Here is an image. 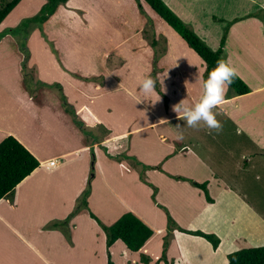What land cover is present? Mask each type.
Here are the masks:
<instances>
[{
  "label": "crops",
  "instance_id": "1",
  "mask_svg": "<svg viewBox=\"0 0 264 264\" xmlns=\"http://www.w3.org/2000/svg\"><path fill=\"white\" fill-rule=\"evenodd\" d=\"M36 1L37 4L34 9L38 11L46 0L42 1V4L41 0ZM143 1L141 0V7L145 14L153 20V25L136 9L130 18L123 17L119 20H111L109 30L106 33L108 41L105 45L106 53L104 54V57L109 58L110 61L103 59L101 63L98 62L97 66L90 65L89 68H80L76 64L78 59L66 58L64 38H62L66 36V33L63 25H60L58 31L53 28V26L60 24V21L52 19L61 10L72 21H76L79 26L82 23L85 26L89 22L87 7L77 0H67L64 4H60L56 11L43 23L44 33L56 49L57 56L52 52L41 31L35 27L32 28L33 33L28 40V47L31 50L28 48L30 54L26 66L27 74H31L33 79L31 75H29L30 80L23 76L20 65L23 60L22 52L14 47L12 49L0 45V141L11 134L20 140L39 160L38 167L0 199V264H15L16 261L25 262L32 257L34 259L30 261L33 264H69L70 258L74 261V257L79 256L80 247L86 246L87 242L93 238L95 241L97 237L101 244L99 253L105 254L106 251L107 254L115 243L108 250L105 249V233L97 222L89 216L88 211L100 217V221L105 224L106 220L101 216L104 217V214L111 213L113 206L112 201L107 200L106 194L116 195L112 192L115 188L112 186L113 181L129 180V186L136 184L140 186L142 177H157V175L163 177L162 173L178 181H184L181 185L184 184L185 187L191 188V190L188 189L189 191L196 193L197 191L202 192V190L193 186L188 180L175 177H186L198 182H202L200 180L206 181L212 201H207L204 193H202L205 203L207 201L209 204L215 205V200L232 202L234 210H232L230 217L224 218L227 227L231 228V244L222 253H218L221 242L214 251L210 245L209 255L213 262L220 261L223 257L221 264L227 263L225 254L238 248L235 246V242L232 243L236 237L243 238L241 242L247 247L264 244V200H261L264 198V194L256 193V191L245 192V187L239 181L240 177H254L255 180L264 177V0L256 3L252 9L234 15L228 20H224L217 14L210 16L211 20L220 23L223 29L230 21L237 18L236 21L228 25L223 43V58L229 66L235 67L237 74L250 88L249 92L240 95L235 94L232 90L225 96L223 102L213 109V111L219 112L217 113L219 116L229 118L232 122L230 130L245 141L244 147L237 153H235L236 148L230 149L228 147L226 154L224 156L222 154L216 160H213L214 157L208 153L198 155L195 151L189 150L188 144L167 136L168 131L163 127L160 129H157V126L147 128L152 124L161 125L164 121L181 115L172 109L181 101L191 106L200 99L203 93L206 63L161 18L166 24V30H163V25L156 20L152 12L142 3ZM163 1L174 10L176 6L182 9L183 14L182 12L179 14L175 10L176 14L185 21L188 20L186 18L189 17V13L186 11L187 0ZM151 10L153 9L151 8ZM183 19L182 21L186 23ZM239 21L248 24L250 31H244L239 35L242 38L235 43L231 52L228 51L226 59V47L231 28ZM123 23L126 30L120 34L119 30ZM198 33L205 41L206 37L202 31H198ZM174 44L181 45V49L196 58V65L186 60L181 55L184 53L176 50ZM32 47L41 51L40 56L43 59L34 60L32 58ZM13 52L18 54L19 64L16 63L15 67L14 58L12 71L7 74L5 70L9 63L6 58ZM136 61L140 62L143 77L153 72L151 77L158 81L159 90L164 95L156 90L161 99L150 110L156 119L143 126L146 128L145 130H153V133L140 135V131H138L132 134L133 140L130 149L124 154L113 153L110 147L104 153L98 149L99 145L101 143L105 145L107 140L115 137L112 134L113 127L107 119L106 108L100 110L99 104L91 100L104 96L102 94L110 92L113 90L112 88L114 90L122 89L134 99L133 94L135 92L131 90L130 86L119 81L120 77L117 75V70L122 67L130 69ZM41 64L48 69H56L57 72L62 69L63 72L69 73L73 76H68L69 80L77 83L76 86L96 87V90L93 91L94 94H87L88 101L86 103L80 102L79 105L70 97L68 100L66 99L72 103L75 115L71 112L68 113L66 108L62 106L63 100L59 99L48 87L53 78L49 79L42 74V83L34 81L37 71L40 72ZM65 72L63 74L67 75ZM37 76L39 77V75ZM161 79H163V86L159 83ZM58 81L62 82L61 79ZM92 95L94 98L90 97ZM173 98L175 103H172ZM191 99H194L195 102L193 103ZM134 100L136 101V99ZM242 100H246V103L243 104ZM143 103L145 104V102ZM138 104L140 105V103ZM81 112L83 113L81 114ZM50 117L60 123L62 129H67L69 134L73 131L76 134L74 137L79 138L78 144L64 147V133L62 138L57 132L55 137L50 138L48 136ZM84 117L91 119L96 128L108 132L99 139V142L97 140L92 141L90 135L87 134L91 131H82L84 129L83 122L86 121ZM77 119L84 121L82 120V124L79 125L76 122ZM34 120L38 122L35 129H33ZM64 123L68 128H65ZM53 131L55 133L54 128ZM132 131L122 133L127 134ZM150 150L153 151L152 154ZM91 158L94 159V161L92 160L94 172L91 171ZM91 172L92 176H90ZM89 177H91L90 180ZM103 177H108L107 181L104 182L105 184L98 183V179ZM88 181L90 191L87 195V207H84L80 205V200L83 191L87 188ZM150 183L154 185L152 182ZM154 186L156 187V185ZM262 187L264 189V186ZM125 191L128 189L125 188ZM157 192L156 190V203ZM96 193L104 194L103 200L100 196L99 206L94 202ZM152 193L153 190H151ZM135 195L140 196V194ZM152 202L156 204L153 200ZM152 202L148 199V203L154 207ZM120 211L111 215L109 218L111 223L126 211L137 213L139 217L143 216L140 208L130 204L125 208L122 207ZM87 227L89 231H86ZM154 235L153 232L140 249L150 244ZM171 247L172 245H170L169 254L178 259L177 254L172 253ZM83 251L88 253L87 248H84Z\"/></svg>",
  "mask_w": 264,
  "mask_h": 264
},
{
  "label": "rangeland",
  "instance_id": "2",
  "mask_svg": "<svg viewBox=\"0 0 264 264\" xmlns=\"http://www.w3.org/2000/svg\"><path fill=\"white\" fill-rule=\"evenodd\" d=\"M4 1L7 0H0V3ZM42 1L44 0H41V4ZM77 1H81L88 10L87 14L89 17V22L85 26H83L84 23L80 24V26L77 25V22L72 21V19L65 15L62 10L59 11L57 16L52 20L55 19L54 21H60V24L58 26H53L55 30L58 31L60 25H63V29L65 30L66 36L62 38H64L63 42L65 45L64 50L66 52V58L78 59L76 61V64L80 68H89L90 65L97 66L98 62L101 63L103 59L110 61L109 58L107 59L104 57V54L106 53L105 45L108 41L106 38V33L109 30V23L111 20H119L123 17L130 18L133 11H135L134 9H136V11H139L141 14H143L145 16V19H148L153 25V20L145 14L144 9L141 7V0ZM259 1L262 0H187L186 11L189 13V17H186L188 18V20L186 19L187 21H185V19H183L182 17L181 18L195 31L197 30V33L198 31H202V34L206 37L205 41L208 46H210L212 49H215L220 45L219 39L221 40L220 35L222 37L224 29L220 23L211 20L210 16L212 14H217L223 17L224 20H228L234 15H239L242 12H246L249 9H252L254 5ZM142 3H144L149 11L152 12L156 20L160 21L159 23L163 25L162 29L166 30V24L164 23V21L153 10H151L147 3H145L144 1ZM36 4V0H22L3 20L0 25V30L3 31L7 28L16 27L23 18L35 14L37 12L34 9ZM174 8L177 12H179V14H181V12L183 14V11H181L182 9H180L178 6ZM175 10L174 12L176 13ZM124 26L125 25L123 23L119 30L120 34L125 32L126 29H124ZM35 28L44 32L43 24L41 25V28H39L38 26H35ZM244 31H250V28L248 27V24L242 21H239V23H235L231 28V34L229 36L226 47V59L228 56V51L231 52L233 50L235 43H237L242 38L239 37V35L241 33H244ZM32 33V28H30L27 36L25 37L27 48H29L30 50L31 48L28 47V40L30 39ZM2 37L3 40H1ZM2 37H0L1 47H11L12 49L15 48L18 51L22 52L20 50V41L23 38L22 36L8 33ZM156 40L158 42L157 38ZM11 41H13L14 43H12ZM160 43L162 44L163 42ZM174 46L176 50L182 51L184 53L181 55L184 56L186 60L196 65V58H193L192 56L188 55L183 49H181V45L177 46L176 44H174ZM40 52L41 51L38 48L32 47V58H34V60L43 59L40 56ZM21 54L23 55V60L22 62H20V65L23 76L30 80L29 75L31 74H27L28 69L26 66V61L30 53L28 54L27 58H25L23 52ZM6 59L8 60L9 65L7 66L5 72L9 74L11 73L13 68V60L15 63V67L16 63L19 64L18 54L13 52L11 55H8V58ZM64 72L62 69L58 70V72L53 68L48 69V67L41 64L40 72L37 71V75H39V77L36 75L34 81L42 83L41 75L44 74V76L46 75L45 77H48L49 79L53 78L51 80L52 83L48 87L57 97H59V99H62L61 96L64 95V99L68 100V98L70 97L73 101L76 102V104L80 105V102L86 103L88 101L87 94H94L93 91L96 90V87H87L81 85L76 86L77 83L71 82L68 78V76H73L69 73L67 74L66 72L65 73L67 75H64ZM117 75L120 77V82L122 81L124 85L130 86L132 91H134L136 94H139L138 82L143 77V69L140 68L139 61H136L134 65L130 67V69H124L122 67L121 69L117 70ZM58 79H61L63 83L58 81ZM112 89L113 90H111L110 92L102 94L104 96L98 98H94V95L90 96L94 98L91 100L92 102L99 104L100 110L106 108L105 113L107 115V119L112 124V134L115 136L107 140L105 142V145H102L101 143L98 149L102 150L105 153V150L107 152L108 147H110L113 153L124 154L130 149V145L133 140L132 134L138 131H140V135H143L144 133H153V130H145L146 128L143 126L153 122L156 119L152 115V112L150 113V110L153 109L154 105L148 102V100H150L148 98H144L145 104L141 102L139 105L131 96L123 92L122 89ZM231 92L232 88L229 87L226 95ZM191 101L193 103L195 102L194 99H191ZM242 101L243 104L246 103V100ZM67 103L69 106H71L69 110L74 111L75 115V109L72 106V103L68 101ZM172 103H175L174 98L172 99ZM62 106H64V102ZM213 112L216 114V119L222 124V130L218 133L215 131H210L203 125V123H201L198 128H189L186 125L185 121H183L182 119H178L177 117L168 119L166 120L167 122L164 121L161 125H158V123L149 125L147 128L157 126L156 128L160 129L163 127L168 131L167 136L169 135V137L173 138H176L178 132L182 130L184 136L182 142L188 144L189 150L195 151L198 155H205V153H208L209 155L214 157L213 160H216V158L220 157L222 154L224 156L228 147L230 149L236 148L235 153H237V151H240L244 147L245 141H243L239 136L233 133L232 130H230L232 122L229 118L219 116V114H217L219 112L217 111ZM68 113H70V111H68ZM82 113L83 112H81V114ZM84 119L86 121L82 119L84 121V129H82V131H91V133L87 134L90 135L92 141L97 140V142H99V139L104 137L108 133L106 130L101 131V128H96L95 123L91 119H86V117H84ZM82 120L77 119L76 122L80 125L82 124ZM48 123L50 129L48 136L50 138L55 137L56 132L62 138L64 133V147H67L66 145L78 144L79 138L74 137V135L76 136V134L73 131L69 134L67 129H62L61 124L58 123L53 117L49 118ZM66 124L64 123L63 125H65V128H68ZM177 124H180L182 126V129H177ZM35 125H38V122L36 120L33 121V129H35ZM53 128L55 129V133L53 131ZM136 128H138L136 131H132ZM125 131L132 132L123 134L122 132ZM73 137L75 138V140L73 139ZM150 152L151 154L153 153V151L151 150ZM92 160L94 161L93 158H91V161ZM182 169L184 170V167ZM94 171L95 170H93V172ZM162 175L163 177H160L158 175L157 177H142L146 182L141 179L140 186L137 184L129 186V180L123 181L122 179H119L112 182V186L115 187L112 192L116 195H113L112 193L106 194L107 200H111L113 203L112 211L108 215L104 214V217L100 215L103 219L106 220L105 224L111 223V221H109L111 215L117 214V212H119L122 207L125 208L130 204L140 208V212L141 214H143V216H140V218L144 222H146L155 233L154 238L151 240L152 242H150V244L146 245L139 251H130L120 240H117L112 248L108 251L111 257V261H113L114 264H165V261L162 257V252L164 248V237L167 234V213L173 218L176 225L180 227L186 229H199L205 233H214L222 243L220 251L218 253H222L223 250H225L226 247L231 244V228L227 227L228 225L225 223L224 218L231 216V212L232 210H234V206L231 204L232 202H218L215 200V205L209 204L210 201H206L205 203L202 195L203 192L197 191L196 193L194 191H189L188 189L191 190V188L185 187L184 184L181 185V183H184V181H178L164 173H162ZM107 179L108 177L99 178L97 182L104 183L105 181H107ZM239 181H241L242 185L245 187V192L256 191V193L260 192L264 194V189L262 187L264 186V177H261L257 180H255L254 177H240ZM150 182H152L157 187L158 192L156 204H153L151 200V190L153 189L152 186H149ZM125 188H127L128 191H125ZM135 194H140V196H137ZM100 196H102L103 200L104 194L96 193L94 197V202L98 206L100 202ZM148 199L152 202L154 207L148 203ZM261 200H264V198ZM158 204L159 206H157ZM98 218L100 220V217ZM86 231H89L88 227L86 228ZM257 237L260 238L258 235ZM93 240L94 238L91 239L90 242L88 241L86 246L80 247L81 251L79 250V256L76 255L74 257V261L72 260V258H70L69 264H107V258L104 261V258L107 257L106 251V255L99 253L101 248L100 239L97 237V239L95 238V241ZM242 240L243 238L239 237H236L235 240H233L232 243L235 242V246L238 247L235 250L247 247V245H244L243 242H241ZM167 244L168 245L166 246L165 250V258L168 264H221V261H223V257L220 261H212L209 255V246L211 245L210 242L200 236H194L184 232H180L177 229H174L170 232ZM170 245H172V253L177 254L178 259H175L176 256L169 254ZM260 245L261 244H258L256 246ZM84 248H87L88 253L83 251ZM94 252H96L97 254H95ZM225 258H227V254H225ZM33 259L34 258L32 257L30 259L28 258L25 262L16 261L15 264H33V262L30 261ZM175 260H177L178 262H176Z\"/></svg>",
  "mask_w": 264,
  "mask_h": 264
},
{
  "label": "trees",
  "instance_id": "3",
  "mask_svg": "<svg viewBox=\"0 0 264 264\" xmlns=\"http://www.w3.org/2000/svg\"><path fill=\"white\" fill-rule=\"evenodd\" d=\"M21 0H7L0 3V22L6 15L20 2ZM67 0H46L38 9V11L28 17L23 18L16 27L7 28L0 32V37L10 33L20 35L23 38L20 41V50L27 58L29 51L26 45V36L30 28L41 25L56 11L60 4H64ZM157 14L162 18L186 43L193 51L206 63L204 73V81L208 77V73L216 66L219 60L223 58V43L228 29V25L236 21L234 18L224 28V33L220 40V45L217 49H212L208 44L163 1V0H144ZM141 8V7H140ZM42 36L50 45L52 52L57 56L56 49L53 44L47 39L44 32ZM225 61V60H224ZM153 76V72L150 73ZM235 94L240 95L250 91L247 83L237 74L233 83L230 85ZM156 90L162 94L156 85ZM163 95V94H162ZM164 96V95H163ZM64 102V107L67 111L71 106L68 105L64 95L61 96ZM39 165L37 157L15 136L9 134L0 141V199L8 194L13 188L27 175H29ZM91 171L93 172V161L91 163ZM92 176V173L91 175ZM91 177H89L90 180ZM177 179L188 180L190 183L202 190L207 201H212L207 189V182H198L186 177H175ZM146 182L143 178H141ZM153 188L152 200L156 203L155 192L157 188L149 183ZM89 181L87 188L83 191L80 205L87 207V195L89 194ZM159 206V204H158ZM88 214L93 218L105 233V246L108 250L113 243L120 240L130 251H138L146 241L152 236L153 229L144 222L138 215L132 211L123 212L113 223L109 225L103 224L99 218L88 211ZM167 234L164 237V248L162 257L165 264H168L165 258V250L168 245V236L170 232L177 229L180 232L200 236L210 242L213 250H216L220 239L214 233H205L199 229H186L176 225L173 218L167 213ZM168 235V236H167ZM107 264H114L111 261L109 252H107ZM226 264H264V245L243 247L227 254Z\"/></svg>",
  "mask_w": 264,
  "mask_h": 264
},
{
  "label": "clouds",
  "instance_id": "4",
  "mask_svg": "<svg viewBox=\"0 0 264 264\" xmlns=\"http://www.w3.org/2000/svg\"><path fill=\"white\" fill-rule=\"evenodd\" d=\"M236 76L237 70L235 67L229 66L224 60H219L216 66L208 73L207 79L203 82V93L200 99L191 106L184 104L182 101L173 106V111L181 114L177 118L185 121L189 128H198L203 123L210 131L217 133L221 131L222 124L216 119V114L213 112V109L223 102L228 88ZM157 82L150 75L139 80V94H133L137 104L145 102L144 98L150 99L151 102L149 103L153 105L160 101L161 97L156 92ZM159 83L163 86V79ZM152 97L154 99H151ZM176 128L182 129V126L177 124ZM176 139L178 141L184 139L182 130L178 132Z\"/></svg>",
  "mask_w": 264,
  "mask_h": 264
},
{
  "label": "built area",
  "instance_id": "5",
  "mask_svg": "<svg viewBox=\"0 0 264 264\" xmlns=\"http://www.w3.org/2000/svg\"><path fill=\"white\" fill-rule=\"evenodd\" d=\"M51 164H53V162H50Z\"/></svg>",
  "mask_w": 264,
  "mask_h": 264
}]
</instances>
